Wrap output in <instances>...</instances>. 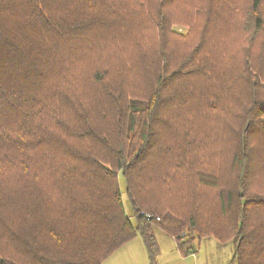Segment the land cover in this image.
Instances as JSON below:
<instances>
[{
    "label": "trees",
    "instance_id": "1",
    "mask_svg": "<svg viewBox=\"0 0 264 264\" xmlns=\"http://www.w3.org/2000/svg\"><path fill=\"white\" fill-rule=\"evenodd\" d=\"M154 228L264 264V0H0V264Z\"/></svg>",
    "mask_w": 264,
    "mask_h": 264
},
{
    "label": "rangeland",
    "instance_id": "2",
    "mask_svg": "<svg viewBox=\"0 0 264 264\" xmlns=\"http://www.w3.org/2000/svg\"><path fill=\"white\" fill-rule=\"evenodd\" d=\"M174 30L175 33H185V29L181 27H174ZM119 185V188L122 191L121 201L123 202L124 214L130 216L131 209L126 201L124 194L125 185L121 177H119ZM153 233L155 234V238L158 242L157 244L159 245V255L157 257V263L159 264H229L233 256L231 242L220 243L214 238L208 237L200 241L198 248H195V253L193 255L183 257L176 250L175 242L172 238L166 237V235L158 228H154Z\"/></svg>",
    "mask_w": 264,
    "mask_h": 264
},
{
    "label": "crops",
    "instance_id": "3",
    "mask_svg": "<svg viewBox=\"0 0 264 264\" xmlns=\"http://www.w3.org/2000/svg\"><path fill=\"white\" fill-rule=\"evenodd\" d=\"M144 250L145 249L140 239L135 238L131 242L125 244L118 250L114 251V253L110 255L109 258L104 260L102 264H147L148 259H147L146 252ZM158 255H159V252H158Z\"/></svg>",
    "mask_w": 264,
    "mask_h": 264
},
{
    "label": "built area",
    "instance_id": "4",
    "mask_svg": "<svg viewBox=\"0 0 264 264\" xmlns=\"http://www.w3.org/2000/svg\"><path fill=\"white\" fill-rule=\"evenodd\" d=\"M147 218H149L150 216L149 215H146ZM158 220V219H157Z\"/></svg>",
    "mask_w": 264,
    "mask_h": 264
}]
</instances>
